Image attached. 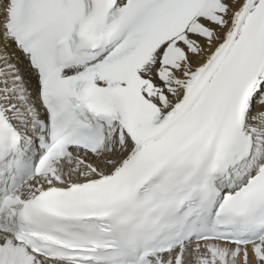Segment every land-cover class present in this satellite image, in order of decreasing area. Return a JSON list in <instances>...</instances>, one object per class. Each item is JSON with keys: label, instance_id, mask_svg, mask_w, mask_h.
Wrapping results in <instances>:
<instances>
[{"label": "snow or ice", "instance_id": "6c2138e0", "mask_svg": "<svg viewBox=\"0 0 264 264\" xmlns=\"http://www.w3.org/2000/svg\"><path fill=\"white\" fill-rule=\"evenodd\" d=\"M0 264H264V0H0Z\"/></svg>", "mask_w": 264, "mask_h": 264}]
</instances>
